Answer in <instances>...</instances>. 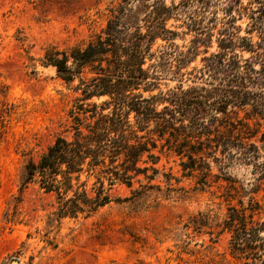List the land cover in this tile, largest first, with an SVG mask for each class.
Instances as JSON below:
<instances>
[{
	"label": "trees",
	"instance_id": "trees-1",
	"mask_svg": "<svg viewBox=\"0 0 264 264\" xmlns=\"http://www.w3.org/2000/svg\"><path fill=\"white\" fill-rule=\"evenodd\" d=\"M191 1L200 8L211 2ZM149 2L120 0L109 8L105 26L83 44L45 48L42 64L52 66L68 84L77 79L73 90L79 95L59 123L61 129L53 142L37 160L24 163L19 194L33 185L52 200L50 214L55 218L48 215L47 226L64 217L88 216L113 201H129L136 207L147 204L162 191L155 182L160 173L155 150L162 141L161 149L179 156L183 175L197 173L196 183L202 185L211 176L225 181L220 185L222 211L199 210L183 229L208 234L213 244L223 237V259L229 255L243 264H264V159L252 140L261 132L264 141V129L260 131L264 121V0H256L253 9L241 0H228L227 18L218 28L219 50L203 57L204 64L196 71L210 76L208 85L184 88L179 84L146 96L144 92L157 86L160 63L156 60L146 67L147 59L162 61L171 55L164 50L156 56L152 51L155 40L178 35L166 23L172 5L165 0ZM142 8L147 10L141 18ZM233 10L249 17V36L238 34L241 28L235 24ZM192 27L203 36L196 35L186 51L173 44L177 68L196 55L201 44L211 42L208 28ZM236 49L251 55L244 58ZM159 104L163 106L158 109ZM237 109L245 111L243 118ZM208 157L219 165L220 175L211 173ZM234 163L250 167L247 180L228 174L226 168ZM117 186H125L130 194H114Z\"/></svg>",
	"mask_w": 264,
	"mask_h": 264
},
{
	"label": "rangeland",
	"instance_id": "rangeland-1",
	"mask_svg": "<svg viewBox=\"0 0 264 264\" xmlns=\"http://www.w3.org/2000/svg\"><path fill=\"white\" fill-rule=\"evenodd\" d=\"M120 0H0V264H243L222 252L225 239L213 244L208 234H197L183 225L199 210L221 212L220 197L225 181L213 176L207 184H198V175H183L180 158L158 141L155 150L160 159L155 182L162 191L147 204L110 202L94 213L76 218L64 217L47 226L52 201L30 185L19 194V178L28 159L37 160L60 131L59 123L79 95L57 76L52 66L42 64L49 45L59 48L83 44L105 26L109 8ZM149 3H152L151 0ZM172 5L167 27L177 31L173 39L157 38L152 46L156 56L166 50L170 56L147 59L145 66L159 60L157 86L144 95L175 89L179 84L208 85L207 73L197 74L203 57L217 52L219 29L227 18L228 0H211L206 8L191 0H165ZM243 6L256 8V0H241ZM147 8L141 9V18ZM240 36H249L247 15L233 10ZM199 28H208L211 42L199 46L196 55L177 68L173 44L186 51ZM203 36V35H198ZM253 41L258 40L256 32ZM244 58L250 52L235 50ZM258 66V65H257ZM196 74V76H195ZM163 105L159 104L158 109ZM248 109V108H246ZM231 110V108L229 109ZM231 114V112H230ZM233 115V114H231ZM243 118L244 110L237 109ZM221 116V114L219 115ZM251 126L253 120H249ZM260 131L264 129L262 121ZM261 132L252 138L264 159ZM216 155H219L217 153ZM211 173L219 174V165L208 157ZM228 174L247 180L250 167L234 163ZM170 174V175H167ZM166 176L169 181H166ZM167 187L175 189L166 191ZM183 187L185 191L177 188ZM116 195H129L125 186H117ZM42 206L45 209H42ZM180 234V236H179Z\"/></svg>",
	"mask_w": 264,
	"mask_h": 264
},
{
	"label": "water",
	"instance_id": "water-1",
	"mask_svg": "<svg viewBox=\"0 0 264 264\" xmlns=\"http://www.w3.org/2000/svg\"><path fill=\"white\" fill-rule=\"evenodd\" d=\"M17 262L16 261H12L11 264H16Z\"/></svg>",
	"mask_w": 264,
	"mask_h": 264
}]
</instances>
